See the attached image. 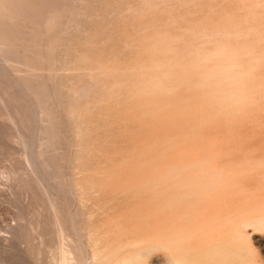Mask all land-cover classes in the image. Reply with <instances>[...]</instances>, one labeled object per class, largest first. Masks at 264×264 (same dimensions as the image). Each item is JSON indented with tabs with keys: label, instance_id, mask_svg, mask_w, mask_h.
<instances>
[{
	"label": "rangeland",
	"instance_id": "obj_1",
	"mask_svg": "<svg viewBox=\"0 0 264 264\" xmlns=\"http://www.w3.org/2000/svg\"><path fill=\"white\" fill-rule=\"evenodd\" d=\"M46 1L36 16L0 7V52L74 70L60 87L48 75L10 83L30 142L38 132L47 140V188L71 238L70 263L264 264V0H86L79 31L62 33L65 7ZM21 152L0 136V172ZM28 184L30 211L16 196L25 185L13 183L12 200L0 181V264L51 255L48 204Z\"/></svg>",
	"mask_w": 264,
	"mask_h": 264
},
{
	"label": "bare ground",
	"instance_id": "obj_2",
	"mask_svg": "<svg viewBox=\"0 0 264 264\" xmlns=\"http://www.w3.org/2000/svg\"><path fill=\"white\" fill-rule=\"evenodd\" d=\"M50 2H49V6L47 7V8H49L50 10L51 9H53V11L54 10H58L59 8L61 9V10H63V7H65V10H64V14L62 15V18L60 19V21H59V23H57L58 24V26L57 27H59V29H61L62 31H60L61 33L62 32H64V30L66 29V30H68V28H70V29H72V25H74V27L76 28L78 25H80L79 24V22H80V20L82 19V18H84V12H83V10H84V6L83 5H85L84 3H85V1L86 0H78L79 1V3L81 4V5H79V7H76L75 5H74V3H75V1L73 2V5H66V3L68 2V1H71V0H49ZM78 1H76V2H78ZM88 2V1H87ZM45 3H47V1L46 0H0V7L1 6H3V7H6V8H8V10H9V8H10V10H12L11 9V7H13V8H16V9H18L20 12H22L23 13V15H26L27 13H29V12H33V14L36 16V14H38L37 13V11L45 4ZM79 3H77V4H79ZM70 4V3H69ZM59 7V8H58ZM48 9V10H49ZM89 9V8H88ZM87 9V10H88ZM9 10V11H10ZM47 10V11H48ZM52 11V10H51ZM11 12V11H10ZM10 12H9V14H10ZM14 12V11H13ZM41 12V11H40ZM46 12V11H45ZM55 12V11H54ZM58 12H60V10L58 11ZM57 12V13H58ZM47 13H49L50 14V12H47ZM52 13V12H51ZM16 14H18V13H16ZM60 14V13H59ZM58 14V15H59ZM86 14V13H85ZM5 15V14H4ZM19 15V14H18ZM38 15H40V13L38 14ZM37 15V16H38ZM46 15V14H45ZM87 15V14H86ZM4 17V16H3ZM15 17V16H14ZM40 17V16H39ZM41 17H42V15H41ZM45 17V16H44ZM47 17V16H46ZM52 16H50V18H51ZM56 17H58V16H56ZM87 17H89V19H90V16H87ZM43 18V17H42ZM42 18H40L41 20H42ZM86 18V17H85ZM12 19V18H11ZM52 19V18H51ZM25 20H26V18H23L22 19V26H23V24H24V27H25V25L27 24V22H25ZM39 21L36 25L39 27V28H46L45 27V23H42V21ZM45 20V19H44ZM47 21V20H46ZM21 22V21H20ZM53 22V21H52ZM56 22V21H55ZM17 23H19V22H17ZM48 23V22H47ZM49 23H51V21L49 20ZM52 24V23H51ZM50 24V25H51ZM13 25V24H12ZM14 26V25H13ZM21 26V27H22ZM31 26V25H30ZM53 26V25H52ZM72 26V27H71ZM15 27V26H14ZM17 27V26H16ZM20 27V26H19ZM35 28V27H34ZM78 28V27H77ZM76 28V29H77ZM14 29H16V28H14ZM22 30H23V28H21ZM27 29V28H26ZM26 29H24L23 31H25ZM38 29V28H37ZM50 28L48 27V30H49ZM69 29V30H70ZM76 29H74V30H76ZM19 29H17V31H18ZM36 29H34V31H35ZM39 30L40 29H38L37 31H38V34H39ZM78 30V29H77ZM76 30V31H77ZM27 31L29 32L30 30H28L27 29ZM44 31H45V29H44ZM76 31H74V32H76ZM79 31V30H78ZM28 32H27V34H28ZM41 32V31H40ZM67 32V31H66ZM15 33V32H14ZM20 33H21V31H20ZM25 33V32H24ZM42 33V32H41ZM44 33V32H43ZM17 34V33H16ZM26 34V33H25ZM33 34V33H32ZM49 34V33H48ZM57 34V33H56ZM30 35V34H29ZM53 35H55V34H53ZM63 35H64V33H63ZM65 35H67V33L65 34ZM64 35V36H65ZM46 36H48V35H46ZM63 36V37H64ZM70 36V35H69ZM71 36H72V33H71ZM44 37V36H43ZM34 38H36V37H34ZM38 38H39V36H38ZM50 38H52L51 36H50ZM57 38V37H56ZM59 38H60V36H59ZM59 38H57V40L59 41ZM43 39H45V38H43ZM43 39H41L42 41H43ZM68 39H71V37L69 38L68 37ZM24 40V39H23ZM22 40V41H23ZM34 40H36V39H34ZM33 40V41H34ZM39 40V39H38ZM60 40H61V38H60ZM37 41V40H36ZM41 41V42H42ZM47 41V39L44 41V42H46ZM62 41H65V42H67L66 40H65V37H64V40H62ZM60 42V44H59V46L60 45H64L65 43H63V42ZM69 41V40H68ZM25 42V41H24ZM32 42V41H31ZM40 41H39V43H41ZM47 42H49V41H47ZM70 42V41H69ZM71 42H72V40H71ZM70 42V43H71ZM0 43H3V42H0ZM22 43V42H21ZM38 43V42H37ZM36 43V44H37ZM57 43V42H56ZM63 43V44H62ZM8 44V43H7ZM35 44V43H34ZM42 44V43H41ZM44 44V43H43ZM47 44H49V43H47ZM58 44H56L57 46H58ZM40 45V44H39ZM45 45V47H47L46 46V44H44ZM66 45H67V43H66ZM73 45V44H72ZM71 45V46H72ZM38 46V45H37ZM41 46H43V45H41ZM50 46H52V45H50ZM55 46V45H54ZM56 46V47H57ZM67 46H69V47H71L70 45H67ZM3 46H1V48H2ZM6 47V46H5ZM10 47V46H9ZM15 47V46H14ZM53 47V46H52ZM62 47V49L64 48L63 46H60V47H57V48H61ZM0 48V49H1ZM13 48V47H12ZM16 48H17V46H16ZM28 48V47H27ZM30 48V47H29ZM28 48V49H29ZM56 48V49H57ZM66 48H68V47H66ZM5 49V48H4ZM9 49H11V48H8L7 47V51H9ZM24 49V48H23ZM32 49V48H31ZM41 49V48H40ZM53 49H54V47H53ZM61 49V50H62ZM69 49V48H68ZM68 49H64V51L65 52H67V50ZM59 50V49H58ZM4 51V50H3ZM12 51H14V50H11V52ZM31 51V50H30ZM51 51V50H50ZM60 51V50H59ZM59 51L57 52V53H59ZM69 51V50H68ZM10 52V51H9ZM10 52V53H11ZM24 52V51H23ZM34 53H35V51H33ZM46 51H44V53H45ZM47 52H48V49H47ZM65 52L63 53L62 52V54L64 55L65 54ZM6 52H4V54H2L1 52H0V136H2V137H4L5 139H7V141H11V142H13V143H15V146L17 145L18 147H20V149L22 150V152H21V156L20 155H18V157L17 158H15V157H13L14 159H10V161L8 160L6 163H7V165H6V163H5V165H3L4 167V169L3 168H1V172H0V181H1V183L2 184H4L5 185V187H7V189H6V191H7V195L9 196V198L10 199H12V200H14V195H12L13 193H12V186H13V183H16L17 181H20V183L21 184H23V186L21 185V187H24V185H25V187L23 188V190L22 191H24V192H22L21 191V193L19 192V193H16V191H15V193H16V196L18 197V195L17 194H19V196H21L22 197V200H19V201H21V204L20 205H22V204H24L25 206H23V207H26L27 208V210H29L30 211V209L29 208H31L32 207V198L34 197L35 198V196L34 195H32V193L34 192V189H33V185L32 186H30L28 183H29V181H33V183L37 186V188H38V190H39V192L40 193H42L43 195H44V197H45V199H46V202H47V204H48V211H49V215H50V218H51V227H53V231H54V233H53V235L51 236L52 237V244H53V247L51 248V251H49L50 249H48L47 247V249H48V252H51V253H47L48 254V256L50 255V257L47 259L48 261L46 262L47 264H72V263H70V261L69 260H72L71 259V257L70 256H73V254H71L72 253V248H71V245H69V244H67L68 243V241L66 240V239H69L68 237L66 238V233H65V231H64V228L65 229H67L66 228V226L65 227H63V221H62V218H61V213L58 211V206H56V203H55V198L53 197V195L49 192V191H51L50 189L48 190V188H47V178H51L52 176V174H51V171H50V168H49V166H48V164L46 163V160L44 159V156H43V154H44V150H43V146H44V143L45 142H47V140L45 141L44 140V138H42V136H41V134H39V132L36 134V137L34 138V141H33V143H31L30 142V140H29V136H28V132H27V128H26V120H25V117H24V113H23V111L21 110V108L18 106V104L16 103V99H15V96L14 95H12V91H11V89L13 88H11V86H10V83L12 82V80H13V82L14 81H19L20 79H23V78H29V77H33V78H35V76H38V78H39V75H42V76H45L46 77V75H48V76H51V77H54V79L55 80H57L56 81V85L58 86L59 85V87H60V83H59V80H60V82H62V78H64V77H71L72 78V75H73V68L71 67L70 68V66L69 67H66L65 65H63V62H65V64H66V61H60V60H53L52 61V63H49L48 62V64H50V65H46L45 64V67L43 66L44 65V63H43V65H41L42 63H39L38 62V60L39 59H37V61L35 60V61H30V59H29V61H27V60H25V61H17L18 59H16V57L14 58L13 57V59H12V57H9L8 55H6L5 54ZM10 53H8V54H10ZM16 53V52H15ZM42 53V52H41ZM50 53V52H49ZM70 53V52H69ZM26 54H27V51H26ZM33 54V53H32ZM52 54H53V52H52ZM56 54V53H55ZM66 54H68V53H66ZM11 55H12V53H11ZM14 55V54H13ZM29 55V54H28ZM37 55V54H36ZM57 55V54H56ZM25 56V55H24ZM39 58H46V55H44V54H42V55H37ZM52 56V55H51ZM67 56V55H66ZM66 56H64V57H62V58H65ZM72 56V55H71ZM69 57V56H68ZM29 58V57H28ZM49 58V57H48ZM47 58V59H48ZM54 58H56V57H54ZM21 60V59H20ZM68 61H69V59H68ZM68 61H67V63H68ZM71 61H73V59L71 60ZM71 61H69V63L71 62ZM41 62H42V60H41ZM68 63V64H69ZM82 65L84 64V63H81ZM80 64V65H81ZM75 65H77L76 63H75ZM81 65V66H82ZM78 66V65H77ZM77 66H74V67H77ZM87 66V65H86ZM85 67V66H84ZM81 69H83V67L81 68ZM77 71H80V69L79 70H77ZM77 71H75V73H77L78 74V72ZM80 72H83V71H80ZM85 72V71H84ZM21 73V74H20ZM85 74H86V72H85ZM76 75V74H75ZM79 76H80V73L78 74ZM78 75H77V77H78ZM83 75V74H82ZM47 76V77H48ZM74 76V75H73ZM85 76V75H84ZM87 76V75H86ZM88 76H89V74H88ZM77 77H75V78H77ZM82 76H80V77H78V78H81ZM49 78V77H48ZM75 78H74V82H75ZM88 78V77H87ZM86 78V79H87ZM73 79V78H72ZM84 80V81H86V83H87V81H88V79L87 80ZM41 81H43V79H42V77H41V79H40ZM67 80H69V78L67 79ZM23 81V80H22ZM70 81V80H69ZM77 81V80H76ZM40 82V81H39ZM44 82H46V80L44 81ZM67 82V81H66ZM80 82V81H79ZM19 83V82H18ZM24 83V82H23ZM35 83H37V81L35 82ZM41 83V82H40ZM40 83H38L39 85H40ZM43 83V82H42ZM47 83V82H46ZM71 83V85L73 84L74 85V83H72V82H70ZM82 83V82H81ZM86 83H84V85H85V89H87L86 87H88L87 85H86ZM88 83H91L90 82V79H89V82ZM14 84H16V86H17V83H14ZM19 85V84H18ZM67 85H69L68 83H67ZM67 85H66V87H67ZM25 87H26V85H24ZM65 86V85H64ZM14 87H15V85H14ZM63 87V86H62ZM62 87H61V89L60 90H63L62 89ZM70 87V86H69ZM69 87H68V89H65L66 90V94L68 93V91L67 90H69ZM15 88H17V87H15ZM27 88V87H26ZM65 88V87H64ZM71 88V87H70ZM18 89V88H17ZM17 89H16V91H17ZM40 89H42L41 87H40ZM72 89V88H71ZM91 89V88H90ZM15 90V89H14ZM20 90V89H19ZM25 90H27V89H25ZM39 90V89H38ZM45 90V89H44ZM15 91V92H16ZM21 91V90H20ZM23 91V90H22ZM28 91H29V89H28ZM47 91V89L45 90V92ZM78 91H79V89H78ZM33 92V91H32ZM31 92V93H32ZM36 92V91H35ZM80 93H81V96L84 94L85 95V93H82L81 92V90L79 91ZM22 93V92H21ZM37 93V92H36ZM35 93V94H36ZM63 94H64V92H62ZM72 94L74 93V91H72L71 92ZM80 93H78V94H80ZM87 94H88V91L86 92ZM17 94V93H16ZM33 94V93H32ZM42 94H44V93H42ZM68 94H70V93H68ZM72 94H70L71 96H72ZM76 94V93H75ZM74 94V95H75ZM86 94V95H87ZM17 95H19V94H17ZM20 95H22V94H20ZM19 95V96H20ZM28 95V94H27ZM74 95H73V97H74ZM85 95V96H86ZM23 96H25L24 94H23ZM69 96V95H68ZM80 95H78V97H79ZM27 97L28 96H26V97H21L22 99H27ZM30 97V96H29ZM33 97H35V95L33 94ZM66 97H67V95H66ZM77 97V96H76ZM37 98H38V96H37ZM49 98V97H48ZM69 98H72V97H69ZM85 98V97H84ZM31 99V98H30ZM50 99V98H49ZM78 99H82V97H80V98H78ZM32 100V99H31ZM35 100H37L38 101V99H35ZM65 100H67L66 98H65ZM25 101V100H24ZM30 101V100H29ZM29 101H28V103H29ZM75 101V100H74ZM73 101V102H74ZM25 103H26V101H25ZM31 103V102H30ZM45 103H47V102H45ZM17 104V105H16ZM27 104V103H26ZM38 104H39V102H38ZM41 104V103H40ZM39 104V105H40ZM28 105V104H27ZM35 105V104H34ZM30 107V106H29ZM33 107V106H32ZM32 107H30V109L32 108ZM46 107V109H47V106H46V104H45V106H44V108ZM24 109V108H23ZM34 109V108H33ZM32 109V110H33ZM41 109V108H40ZM42 110V109H41ZM35 112H36V110H35ZM40 112V111H39ZM26 113V112H25ZM33 113H34V111H33ZM41 114V113H40ZM31 115V114H30ZM41 118H42V114H41V116H40ZM28 118V116L26 117V119ZM36 120H38V118H37V115H36V118H35ZM29 120H31L30 118H29ZM28 121V120H27ZM34 122V121H33ZM36 122V121H35ZM29 123V122H28ZM32 123V122H31ZM39 123H40V120H39ZM42 123V122H41ZM30 127V126H29ZM34 127H35V125H34ZM34 130V129H33ZM36 130V129H35ZM37 131H38V129H37ZM40 131V130H39ZM48 131V130H47ZM33 133V132H32ZM50 133V132H49ZM52 136H53V134H51ZM33 136V135H32ZM46 137H47V135H46ZM19 149V148H18ZM20 156V157H19ZM4 159V158H3ZM2 160V159H1ZM6 160V159H5ZM3 161V160H2ZM3 169V170H2ZM54 179V178H53ZM57 178H55V180H56ZM66 182V181H65ZM32 184V183H31ZM15 186H16V184H14ZM18 187V186H17ZM16 187V188H17ZM61 187V186H60ZM1 188V187H0ZM62 188V187H61ZM20 189V188H19ZM16 190V189H15ZM32 190H33V192H32ZM23 193L25 194V195H23ZM21 194V195H20ZM33 194H35V193H33ZM72 194V193H71ZM31 195L33 196L32 198H31ZM20 197V198H21ZM16 198V197H15ZM19 199V198H18ZM43 199V198H42ZM15 200H17V199H15ZM35 202H36V200H34ZM16 203V202H15ZM20 203V202H19ZM19 203H17L18 205H19ZM43 203V202H42ZM36 204H37V202H36ZM35 204V205H36ZM37 206H38V204H37ZM36 206V207H37ZM21 207V206H20ZM22 207V209H25V208H23ZM19 208V207H18ZM34 208H35V206H34ZM39 208H41L40 206H39ZM42 209V208H41ZM68 209V208H67ZM18 210H20V208L18 209ZM28 211V212H29ZM19 212V211H18ZM33 212V211H32ZM35 212H36V208H35ZM42 212V211H41ZM25 212L23 211V210H21L19 213H18V215H19V217H20V219H25V214H24ZM30 214H31V212H29ZM37 213H39V212H37ZM36 213V216L38 215L39 216V214H37ZM26 214H27V211H26ZM61 214V215H60ZM32 215H35L34 213H32ZM45 215V214H44ZM71 215V214H70ZM69 215V216H70ZM73 215V214H72ZM31 216V215H30ZM37 216V217H38ZM74 216V215H73ZM18 217V218H19ZM29 217V216H28ZM33 217V216H32ZM40 217V216H39ZM71 217V216H70ZM76 216H74V218H75ZM27 218V217H26ZM49 218V217H48ZM39 219V218H38ZM71 220H72V222H73V218L71 217L70 218ZM31 220V219H30ZM29 220V221H30ZM70 220V221H71ZM20 221V220H19ZM27 221H28V219H27ZM32 221V220H31ZM49 221V220H48ZM65 221V220H64ZM39 221H37L36 223L37 224H39L38 223ZM27 223H29V222H27ZM30 224V223H29ZM28 224V225H29ZM31 224H32V222H31ZM30 224V225H31ZM44 224V223H43ZM49 224H50V222H49ZM29 225V226H30ZM39 225H41V224H39ZM18 226H20V227H22L23 226V224L21 223V224H17L16 225V227H18ZM37 226V225H36ZM19 227V229L21 230V228ZM40 227V226H39ZM10 229L8 230V232L11 234V237L12 238H17V233L14 231V229H15V227H9ZM27 228V227H26ZM25 228V229H26ZM30 230L32 229V231L35 229V226H33V224H32V226L31 227H28ZM27 228V229H28ZM34 228V229H33ZM7 229V228H6ZM36 229H37V227H36ZM45 229V228H44ZM15 230H17V229H15ZM7 231V230H6ZM22 232H23V230H21ZM27 231H29V230H27ZM68 231V230H67ZM33 232H35L34 233V236H33ZM32 232V237L34 238L35 237V234L36 233H38V236H37V234H36V236L40 239L39 240V242H41V244H44L45 242H44V240H43V238H44V235H42L40 232H37V230L36 231H33ZM69 233V232H68ZM25 235H26V233H24ZM49 234V233H48ZM19 235H20V233H19ZM30 235V234H29ZM10 236V235H9ZM8 236V237H9ZM49 236V237H50ZM26 237V236H25ZM76 237V236H75ZM37 239V238H36ZM76 239H77V241H78V239L80 240V238H77L76 237ZM34 240H35V238H34ZM33 240V241H34ZM70 241H71V238L69 239ZM67 241V242H66ZM69 241V242H70ZM35 242V241H34ZM82 242V241H81ZM20 243V242H19ZM72 244H74V242H71ZM36 245H37V242L35 243ZM40 244V243H39ZM41 244H40V246H41ZM78 244H79V241H78ZM44 245H46V244H44ZM44 245H42V246H44ZM75 245V244H74ZM84 245H85V243H84ZM33 246H34V243H33ZM41 246V247H42ZM79 246V248L81 247L80 246V244L78 245ZM95 246V245H94ZM41 247H39V249H41ZM36 248H38V247H36ZM78 248V247H77ZM77 248H75L76 250H77ZM78 248V249H79ZM74 249V250H75ZM81 249V248H80ZM79 249V250H80ZM87 249H88V247H87ZM1 251H0V253L2 252V249H0ZM75 250V251H76ZM93 251H94V249H92ZM33 251L34 250H31V253H33ZM45 251V250H44ZM3 252H5V251H3ZM40 252H41V250L39 251V254H40ZM74 253V252H73ZM39 254H37L38 256H37V258H39ZM44 254V253H43ZM87 254H88V252H87ZM92 254H93V252H92ZM82 255V254H81ZM33 256V255H32ZM89 256V255H88ZM172 256V255H171ZM83 257V256H82ZM87 257V256H86ZM93 257V256H92ZM95 258H96V256H94ZM93 257V259H95ZM170 257V256H169ZM171 258V257H170ZM83 259V258H82ZM37 260H40V259H37ZM73 260H74V264H75V259H74V257H73ZM85 260H87V259H85ZM84 261V260H83ZM175 261V264H176V262H177V258H176V260H174ZM99 262V261H98ZM102 262V261H101ZM178 262H180V260L178 261ZM177 262V263H178ZM183 262V261H182ZM39 263V262H38ZM86 263V262H85ZM89 263H90V261H89ZM99 264H100V262H99ZM171 264H172V262H171ZM174 264V263H173ZM183 264H184V262H183Z\"/></svg>",
	"mask_w": 264,
	"mask_h": 264
}]
</instances>
